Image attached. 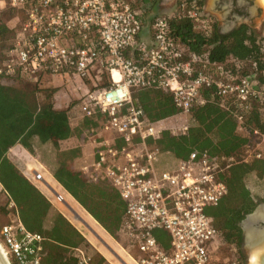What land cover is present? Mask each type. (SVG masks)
<instances>
[{"label":"built area","instance_id":"1","mask_svg":"<svg viewBox=\"0 0 264 264\" xmlns=\"http://www.w3.org/2000/svg\"><path fill=\"white\" fill-rule=\"evenodd\" d=\"M151 2L135 10L128 0H0V8L17 10L0 77L36 83L42 75L96 80L98 72L106 73L108 85L86 88L78 98L79 118L97 124L78 141L100 131L113 137L96 141L94 159L82 164L80 173L90 182L106 179L117 191L124 204L118 232L137 253L136 264H218L213 254L219 235L204 209L227 194L220 175L229 167L264 160V46L259 56L223 62L209 61L207 50H188L171 36L170 22L193 21L208 33L212 22L202 11L203 0H175L172 11L152 15L145 44L138 37ZM262 26L257 39L264 38ZM144 90L167 93L182 116L212 101L234 121V132L245 143L234 154L195 149L168 160L147 143L167 129L148 119L134 98ZM253 112L259 126L249 124ZM184 129L183 122L177 131ZM158 230L167 233V243H159ZM0 238L8 264H41L39 234L9 223L0 227ZM70 253L74 264H92L82 248Z\"/></svg>","mask_w":264,"mask_h":264},{"label":"trees","instance_id":"2","mask_svg":"<svg viewBox=\"0 0 264 264\" xmlns=\"http://www.w3.org/2000/svg\"><path fill=\"white\" fill-rule=\"evenodd\" d=\"M139 1L144 3L147 0ZM154 3L155 0H152L150 7ZM2 10L1 14L9 18L17 14V10L8 6ZM12 31L0 18V61L6 58V51L11 46ZM170 34L190 51L207 50L209 61L256 57L261 54L260 48L264 46V38L257 39L256 34L246 26L220 35L213 25L207 33L196 27L193 21L178 20L170 22ZM108 83L106 73L100 71L96 83L89 89L103 87ZM56 90V87H42L41 79L31 83L23 78L0 77V186L6 197L14 203L24 228L45 238L42 264H74V259L66 254V249L85 247L89 243L6 156L10 147L20 145L35 156L42 166L48 168L54 180L111 238H121L118 227L124 209L123 202L117 199L107 181H83L72 168L73 160L81 154L78 138L86 128L94 126V121L83 119L79 127H70L67 121L69 105L65 109L53 107L52 95ZM38 92L42 93L41 101L37 100ZM207 94L202 92L203 96L208 97ZM133 96L144 107L149 119L177 113L171 105L170 96L163 91H137ZM77 100H72V103ZM213 100L216 99L213 97ZM183 116V132L162 130L153 141L147 139V143L163 151L168 160L173 157L185 158L195 149H206L210 154H234L245 143V138L234 132V121L212 101L192 107ZM249 124L259 126L257 113L251 114ZM41 146H46L50 154L38 153L37 148ZM263 174L264 160H252L234 164L220 175L227 187V194L209 213L219 240L230 238L238 221L253 210L257 199L264 201V189H260L264 186ZM262 180L261 185L259 182ZM94 210L107 222L100 220ZM160 234L156 232L159 240ZM102 262L105 259L101 255H91L92 264Z\"/></svg>","mask_w":264,"mask_h":264},{"label":"rangeland","instance_id":"3","mask_svg":"<svg viewBox=\"0 0 264 264\" xmlns=\"http://www.w3.org/2000/svg\"><path fill=\"white\" fill-rule=\"evenodd\" d=\"M129 3L132 5V7L136 10V9H141L138 6V3L140 2L139 0H128ZM255 3H258L261 6V3L259 2V0H254ZM156 2H158V7H163L167 4L166 0H155L154 3V7H148L146 9H144V11H146L143 14V26L146 25V22H150L151 20V16L153 15V11L155 9L156 6ZM160 2V4H159ZM2 8H0V18L3 19V21L5 22L7 27H12L13 25V20L12 18H9L5 15L1 14ZM264 16V7L262 6V11L259 17H256L254 19L255 22V26L253 27V31L256 35H259L262 31V25H260L259 21L260 19ZM200 22V21H198ZM94 83H96L95 78L91 77L89 79H82V81H79V79L74 78L71 79V83L70 81L64 82L60 85V87H64V86H68L69 87V96L71 97V100L73 99H78L82 93V91L85 89V87L87 89L90 88V86H92ZM68 84V85H67ZM82 89V90H81ZM40 97V96H39ZM78 100L76 101L77 104ZM151 121H156V126L160 127L161 129H167V130H172L177 132V130L180 129L181 125L184 122V117L181 114L178 113H172L166 116H162L156 119H150ZM38 153H42V154H50L49 149L46 146H41L37 148ZM34 159H32L31 157ZM10 161L18 168V170L23 173L25 176H27L28 178H30V174L28 173V164H32L35 171L42 173L43 183L42 181H37L36 184L43 190L45 191V193L50 196L51 198L54 199L52 193L50 192V189L47 188V186L45 184H48L49 186H52L54 189H56L55 191H58L59 193H61L64 196V201L62 202H57L55 201L56 205L59 207L60 209V213L81 233V235L85 238V240L89 243V244H85L86 250L88 251V253L92 256L99 254L102 257H104L105 262H109L110 264H123L121 262V260L126 263V264H136L135 263V258L136 255L133 253V251L131 250V248H129L126 244V242L122 239V238H118L116 240H114L113 238H111L109 235L106 234V232L100 228V226L94 221V219L60 186L58 185L55 181L52 180V182L49 180L47 181V179H45L46 174L43 172V168H41V164L39 163V161L37 160V158L33 155L27 154L26 152H24L23 150H13L12 152H10ZM41 165H39L38 163ZM31 167V166H30ZM262 177L264 178V174L262 175ZM259 178V177H258ZM31 179V178H30ZM260 179V178H259ZM259 184H263V180L262 182H259ZM258 184V185H259ZM260 189H264V186ZM259 189V190H260ZM258 190V191H259ZM213 209V207H206L204 209V212L211 216L209 213L210 211ZM72 212L77 213V215H79L80 219L74 218ZM212 217V216H211ZM7 221V208H6V204H5V197L2 193V190H0V226ZM156 232H154L155 237L156 236ZM158 232H160L161 234L159 235V239H157L159 241L160 244H165L167 243V233L166 232H162L160 230H158ZM95 234H97L101 239H103V241L107 244V246L109 248H107L103 243H101L99 241V239H97V237L95 236ZM0 242H1V238H0ZM0 245L2 246V243H0ZM119 257L117 258V256L111 252V250ZM216 254H213V258L216 259L215 257ZM121 259V260H119ZM11 264L12 261H11Z\"/></svg>","mask_w":264,"mask_h":264},{"label":"flooded vegetation","instance_id":"4","mask_svg":"<svg viewBox=\"0 0 264 264\" xmlns=\"http://www.w3.org/2000/svg\"><path fill=\"white\" fill-rule=\"evenodd\" d=\"M212 2V12L206 11V15L220 35H226L240 26L252 30L255 26L253 19L259 17L262 11V5L254 0ZM259 22L260 25L263 24L264 16ZM260 204H264V201L257 199L254 208ZM245 216L238 221L237 228L233 230L230 238L217 240L215 254L218 264H226L229 261L234 264H264V213L261 212L250 222H244ZM251 254L256 255L254 261L251 260Z\"/></svg>","mask_w":264,"mask_h":264},{"label":"crops","instance_id":"5","mask_svg":"<svg viewBox=\"0 0 264 264\" xmlns=\"http://www.w3.org/2000/svg\"><path fill=\"white\" fill-rule=\"evenodd\" d=\"M167 1V4L163 7H158V2H156V6H155V9L154 11L152 12L153 15L154 14H164V13H167L169 11H172L175 7V0H166ZM213 0H204L203 1V5H202V11L207 14L206 11L208 12H212V6H213ZM143 2H139L138 3V6L139 8L141 7H144V4L142 6ZM160 4V2H159ZM154 7V5H153ZM145 9V8H144ZM142 19H144V17L142 16ZM255 19V18H254ZM253 19V21H254ZM150 25V22H146V25H144L142 27V30L141 32L139 33V39L140 41L144 42L145 44H148L149 43V39H150V33H149V26ZM253 31V30H252ZM254 32V31H253ZM74 78H77V77H66V76H50V75H43L41 76V83H42V87H47V86H50V87H56L57 90L53 93L52 95V103H53V107L56 108V109H65L68 107L69 105V110L67 111V121H68V124L70 127H73L74 125L78 126L81 124L82 120L81 118H79L78 116V111H77V104L76 103H72V100H71V97L69 96L68 92H69V87L68 86H64V87H60V85L64 82H67V81H70L71 83V79H74ZM78 79V78H77ZM79 81H82L79 79ZM68 85V84H67ZM82 90V89H81ZM86 90V87L85 89ZM83 90V91H84ZM82 91V92H83ZM37 100L38 101H41L42 100V93L38 92L37 94ZM40 96V97H39ZM74 100V99H73ZM141 105V104H140ZM142 106V105H141ZM143 107V106H142ZM144 109V107H143ZM144 113H145V116L149 119V117L147 116L146 114V111L144 110ZM97 126V124L94 122V128ZM92 128V126L90 127ZM87 130H90L89 128H86ZM91 134V133H89ZM89 134H86L87 136ZM93 138H88V139H85L83 143H79L78 141V146L80 147L81 149V154L79 157L75 158L72 162V168L75 172L79 173V176H80V179L81 180H86V178L80 173L79 171V167L82 165V164H90L93 159H94V156H95V153L97 151V148L95 147V144H96V141H99L101 139H104V138H108V137H113L112 134L110 133H106V132H103V131H100L99 134L97 136H93ZM89 140V141H88ZM116 144H118V142L116 141ZM23 150L24 152H26L27 154H29L26 150H24L20 145L18 144H15L13 145L12 147H10L8 150H7V153H6V156L9 158L10 160V152H12L13 150ZM31 157V156H30ZM32 158V157H31ZM174 158V157H173ZM33 159V158H32ZM34 160V159H33ZM38 163V162H37ZM39 164V163H38ZM40 165V164H39ZM31 166V167H30ZM41 166V165H40ZM41 168H43V172L46 174V177L45 179H47V181H55L54 178L50 175L49 171H48V168H45L44 166H41ZM18 169V168H17ZM28 173L30 174V178H28L27 176H25L23 173V175L32 183L34 184L47 198V200L51 203H53L55 205V207L58 209V212H60V209L59 207L56 205L55 201L53 198H51L50 196H48L45 191H43L37 184V180L34 179L32 173H31V170H35L33 165L32 164H28ZM42 174V173H41ZM43 177V176H42ZM100 180H105L106 179H100ZM44 181V179L42 180V182ZM99 180L97 179L96 181H93L92 183L94 182H98ZM43 183H46V182H43ZM57 183V182H56ZM108 183V182H107ZM58 184V183H57ZM47 186V188L50 189V192L52 193L53 197H54V192H58V191H55L56 189H54L52 186H49L48 184H45ZM59 185V184H58ZM109 185V183H108ZM110 186V185H109ZM111 187V186H110ZM112 190L114 191V193L116 194V197L119 201L120 198L118 196V193L117 191L111 187ZM0 190L1 189V186H0ZM2 193L5 197V199L7 198L6 197V194L3 192L2 190ZM11 203V204H10ZM5 204H6V208H7V221H5L1 226L5 225V224H9V223H18L20 224L23 228L24 226L21 224V222L19 221L18 219V216H17V213H16V208H15V205L14 203L12 202L11 199L7 198L6 201H5ZM52 205V204H51ZM53 209L57 210L53 205H52ZM9 209V210H8ZM94 212L96 213V215L99 217L100 220H103L105 222H107L106 220H104V217L101 216V214H99L98 212H96L94 210ZM121 218V217H120ZM49 220V219H48ZM48 220H46L47 223H48ZM95 221V220H94ZM96 222V221H95ZM119 222H120V219H119ZM97 223V222H96ZM98 224V223H97ZM99 225V224H98ZM0 226V227H1ZM101 228V227H100ZM25 229V228H24ZM26 230V229H25ZM28 231V230H26ZM105 231V230H104ZM28 232H31V231H28ZM31 233H36V234H39L37 232H31ZM107 234V233H106ZM41 237H42V241H41V246H42V251H41V264H42V257L44 256L45 254V250H44V241H45V238L39 234ZM108 235V234H107ZM124 240V239H123ZM126 242V241H125ZM72 248H75V247H72ZM79 248H82L83 250H85V252L87 254L88 251L86 250L85 247H79ZM70 249L71 248H67L66 249V254L71 256V253H70ZM133 251V253L135 255H137V253L135 252L134 249H131ZM90 255V254H89ZM72 257V256H71Z\"/></svg>","mask_w":264,"mask_h":264},{"label":"bare ground","instance_id":"6","mask_svg":"<svg viewBox=\"0 0 264 264\" xmlns=\"http://www.w3.org/2000/svg\"><path fill=\"white\" fill-rule=\"evenodd\" d=\"M259 2L264 7V0H259ZM31 173H32V175H33V177H34L35 180H37V181H42L43 180L42 174L40 172H37L35 170H31ZM36 174L38 175V177L36 176ZM54 200L57 201V202H62V201H64V196L61 193H59V192H54ZM262 214H263V212H262ZM255 258H256V255L251 254V260L254 261ZM0 262L2 264H8L7 261H6V259H5V257H4V254H3V250L1 248V245H0Z\"/></svg>","mask_w":264,"mask_h":264},{"label":"water","instance_id":"7","mask_svg":"<svg viewBox=\"0 0 264 264\" xmlns=\"http://www.w3.org/2000/svg\"><path fill=\"white\" fill-rule=\"evenodd\" d=\"M36 176L38 177L37 174H36ZM56 195H57V194H56ZM57 196H58V195H57ZM260 212H263V213H264V204H260V205L256 206V207L252 210V212L246 214L245 219H244V222H250V221L254 220V219L256 218V216L260 214ZM72 214H73L74 218L80 219V217H79V215H77V213L72 212ZM95 236L97 237V239H99V241H100L101 243H103L107 248H109V247L107 246V244L103 241V239H101L97 234H95ZM110 250H111V249H110ZM111 252H113V251L111 250ZM113 253H114V252H113ZM114 254H115V253H114ZM115 255H116V254H115ZM116 256H117V255H116ZM117 258H119V257L117 256ZM119 260H121V259H119ZM121 262H122L123 264H126V263H124L122 260H121ZM0 264H2V263L0 262Z\"/></svg>","mask_w":264,"mask_h":264}]
</instances>
